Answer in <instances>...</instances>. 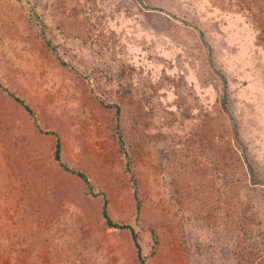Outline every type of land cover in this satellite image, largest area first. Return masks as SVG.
Masks as SVG:
<instances>
[{"label": "rangeland", "instance_id": "374dc122", "mask_svg": "<svg viewBox=\"0 0 264 264\" xmlns=\"http://www.w3.org/2000/svg\"><path fill=\"white\" fill-rule=\"evenodd\" d=\"M105 198L147 264H264V0H0V264H141Z\"/></svg>", "mask_w": 264, "mask_h": 264}, {"label": "trees", "instance_id": "16d2710c", "mask_svg": "<svg viewBox=\"0 0 264 264\" xmlns=\"http://www.w3.org/2000/svg\"><path fill=\"white\" fill-rule=\"evenodd\" d=\"M11 94L13 95V93H11ZM16 99H17L20 103H22V104L24 105L25 109H26L31 115L34 116V112H33L32 108H31V107H30V106H29L24 100L20 99L19 97H16ZM50 133L57 135V133H56L55 131H51ZM55 155H56V159H57L58 161H60V160H61V142H60V138H58V141H57V147H56ZM61 165H62L65 169H68V167H67V165H66L65 163H61ZM78 174H79V176H81L84 180H86V176H85L84 174H82V173H78ZM107 202H108V200L105 198V204H104V208H103V215H104V218H105L106 221H107V224H108L110 227H114V228L130 229L131 232H132V234H133L134 240H135V242H136L137 253H138V258H139V260H140V263H141V264H147L145 258L142 256L141 247H140V244L138 243V241H137V239H136L137 236H136V233H135V231H134V228H133L131 225L120 224V223H118V222H115V221L111 218V216H110V214H109V212H108V210H107ZM138 209H140V203H139V205H138ZM152 232H153V234L155 235V238H157L156 232H155L154 230H153ZM156 241H158V240H156Z\"/></svg>", "mask_w": 264, "mask_h": 264}]
</instances>
